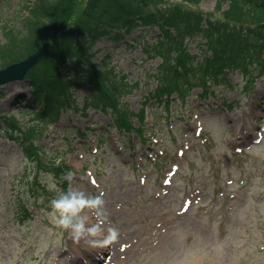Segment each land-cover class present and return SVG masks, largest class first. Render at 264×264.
<instances>
[{"label": "rangeland", "instance_id": "rangeland-1", "mask_svg": "<svg viewBox=\"0 0 264 264\" xmlns=\"http://www.w3.org/2000/svg\"><path fill=\"white\" fill-rule=\"evenodd\" d=\"M33 1L0 0L1 54L9 53L8 30L23 28ZM216 4L183 7L220 12ZM158 32L136 28L95 46L139 83L126 101L135 112L146 107L142 135L109 127L110 111L82 112L89 88L76 94L80 109H64L59 123L33 137L44 166L0 123V264H264V76L244 90L233 72L234 86L215 85L207 96L196 88L186 102L175 96L169 110L152 107L151 74L160 60L146 59L143 42ZM203 40H190L193 53ZM0 88V110L31 132L34 117L11 102L29 92L27 81ZM48 173L59 189L103 193L101 234L78 239L55 222ZM88 215L90 224L98 222L93 211Z\"/></svg>", "mask_w": 264, "mask_h": 264}, {"label": "trees", "instance_id": "trees-1", "mask_svg": "<svg viewBox=\"0 0 264 264\" xmlns=\"http://www.w3.org/2000/svg\"><path fill=\"white\" fill-rule=\"evenodd\" d=\"M200 1L34 0L26 6L23 28L8 30L9 53H0V67L23 60L47 40L52 47L27 72L29 92H20L11 101L34 117L27 125L33 124L31 132L22 128L15 114L0 110L3 130L16 139L24 154H32L44 166L33 137L41 139L49 125L59 123L64 109H80L76 94L89 88L82 112L87 108L110 111L109 127L142 135L146 107L135 112L126 101L139 83L117 66L113 54L95 49L101 39L120 41L136 28L159 31L153 42H143L146 59L160 60L151 74L156 86L149 91L148 104L153 101L169 110L175 96L186 102L196 88L207 96L215 85L234 86L233 72L242 75L243 88L249 89L264 76V0H217L220 12L183 7ZM199 36L204 39L202 51L193 53L189 42ZM3 96L0 88V101Z\"/></svg>", "mask_w": 264, "mask_h": 264}, {"label": "clouds", "instance_id": "clouds-1", "mask_svg": "<svg viewBox=\"0 0 264 264\" xmlns=\"http://www.w3.org/2000/svg\"><path fill=\"white\" fill-rule=\"evenodd\" d=\"M46 182L49 190L55 192L50 200V215L58 225L69 230L73 237L78 239L102 233L103 229L99 218L104 212L103 193L88 194L73 186L66 190L59 189L52 173L47 174ZM88 210L95 213L98 218L97 223H89Z\"/></svg>", "mask_w": 264, "mask_h": 264}, {"label": "water", "instance_id": "water-1", "mask_svg": "<svg viewBox=\"0 0 264 264\" xmlns=\"http://www.w3.org/2000/svg\"><path fill=\"white\" fill-rule=\"evenodd\" d=\"M51 48V41H46L42 47L30 54L25 59L14 62L6 67L0 69V85L7 82H13L15 80H22L27 73V71L38 64L44 57H46Z\"/></svg>", "mask_w": 264, "mask_h": 264}]
</instances>
